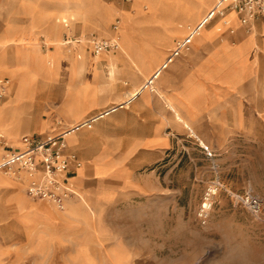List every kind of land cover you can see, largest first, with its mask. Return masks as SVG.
<instances>
[{
	"label": "crops",
	"instance_id": "obj_1",
	"mask_svg": "<svg viewBox=\"0 0 264 264\" xmlns=\"http://www.w3.org/2000/svg\"><path fill=\"white\" fill-rule=\"evenodd\" d=\"M5 1L11 8L6 21H0V65L12 66L6 69L7 77L15 66L24 67L23 74L41 69L45 76H32L25 98H16L17 81L7 89L0 117L13 125L8 136L10 128L0 120V142L9 146L0 149V158L4 151L26 150L32 137L62 136L69 180L90 198L98 215L93 225L105 226L111 202L126 198L114 196L119 185L128 196L157 193V181L150 187L147 175L138 177L136 172L165 159L180 138L220 148L233 139L263 136L264 17L252 23L250 31L236 13L215 18L188 51L167 63L218 0H133L128 9L103 0H0V9ZM68 18L74 22L65 29L59 22ZM117 18L121 22L115 30ZM78 26L102 35L80 36L75 33ZM65 35L80 39L67 44ZM42 40L46 52L38 47ZM92 40L114 42L117 48L96 55ZM57 119L69 125L62 127ZM94 119H102L94 132L80 128ZM105 129L108 135L99 138L96 147L86 146L87 139ZM118 170L124 180L114 176ZM24 186L15 180L0 184V252H9L20 228L29 236L30 252H36L32 232L40 225L59 233L48 238L42 252H69V246L70 252H77L87 234L82 202L73 195L68 212L58 215L44 205L47 202L26 197ZM98 192L102 195L94 206ZM8 220L11 236L4 232L3 221ZM108 237L91 238L90 252H104L101 241ZM115 246L116 241L106 252Z\"/></svg>",
	"mask_w": 264,
	"mask_h": 264
},
{
	"label": "rangeland",
	"instance_id": "obj_2",
	"mask_svg": "<svg viewBox=\"0 0 264 264\" xmlns=\"http://www.w3.org/2000/svg\"><path fill=\"white\" fill-rule=\"evenodd\" d=\"M103 1L121 9L129 8L128 3L122 0ZM3 7L0 9V21L5 22L11 2L5 1ZM40 20L45 21L43 17ZM116 22L115 30L121 20L115 19L112 25ZM87 25L90 28V19H87ZM92 32L102 35L99 30L82 29L81 26L75 29V33L80 36ZM61 37L63 40V33ZM38 45L43 52L47 51L44 40ZM90 45L94 48L92 42ZM11 67L0 65V82L3 79L9 80V89L17 81L16 98L26 97L32 76H45L41 69H32V74H23L24 67L15 66L12 76L7 77L9 74L6 69ZM7 96L0 99V107L6 102ZM0 120L3 126L10 128L7 133L9 136L12 120L4 116ZM57 121L62 127L69 125L63 119ZM100 121L102 119L91 128H84V132H94ZM106 134V129L99 130L87 139L86 146L96 147L98 139ZM35 139L39 140L40 137H32L30 141ZM9 142L11 144V140ZM5 147L9 146L0 142V149L4 150ZM10 148H13V144ZM7 155L4 151L0 160ZM136 174L138 177L147 175L150 187L155 186L157 181L160 185L158 192L149 193L146 197L133 194L128 196L123 184L115 187L114 196L126 198L123 201L120 199L119 203L115 200L111 202L105 211V226L93 225L99 218L96 210L92 209L90 198L73 187V180H69V188L82 202L86 216L84 229L87 234L79 241L77 252H70V246L69 252H60V249L56 252H42L48 238L59 235L54 229L43 225L37 226L32 232L35 239L32 250L36 252H30L29 236L26 230L20 228L19 240L9 243V252H0V264H264V134L259 139H233L220 148H204L190 137L180 138L179 144L174 145L165 159L138 169ZM5 176H2L4 182H25V195L28 197L27 189L32 179L27 174L22 177L20 174ZM114 176L120 180L125 178L120 170ZM212 183H219L222 188L215 198L209 224L202 227L196 215L204 193ZM101 195V192L95 194L94 206H98L97 201ZM247 196L262 201L260 217L254 216L245 205ZM69 201L63 208L49 202L44 205L53 213L61 215L68 212ZM3 226L4 232L11 236L10 221H3ZM96 234L109 236L108 240L101 241L104 252H90L91 238ZM115 241L116 246L106 252Z\"/></svg>",
	"mask_w": 264,
	"mask_h": 264
},
{
	"label": "built area",
	"instance_id": "obj_3",
	"mask_svg": "<svg viewBox=\"0 0 264 264\" xmlns=\"http://www.w3.org/2000/svg\"><path fill=\"white\" fill-rule=\"evenodd\" d=\"M122 1L128 4L133 2V0ZM232 12L240 17L241 25L250 31L251 24L264 17V0H218L206 18L190 31L187 39L177 44L167 63H171L182 52L188 51L192 40L199 36L207 23L215 18H224L227 13ZM73 22V18H68L61 20L59 23L65 29H70ZM65 40L67 44H72L77 41V38L67 36ZM92 44L96 55L112 52L117 48L114 42L108 41L92 40ZM156 77L157 75L147 82L145 89L152 86ZM9 83V81L0 82V99L6 96L5 91ZM96 122L95 119L88 121L80 128H91ZM76 130L79 131V127ZM55 144H59V148L56 150L53 148ZM64 152L65 145L62 136L31 140L26 150L22 152L11 151L0 160V173L19 176L21 172H25L32 179L27 189V196L30 199L43 200L55 207L63 206L73 196V192L69 188L70 168L67 161L64 160ZM72 159L76 163V168H80L81 164L77 158L73 156ZM221 188L219 183H212L204 193L196 215V219L202 227L209 224L215 206V198ZM244 201L254 216L260 217L262 215L263 203L260 199L247 196Z\"/></svg>",
	"mask_w": 264,
	"mask_h": 264
},
{
	"label": "bare ground",
	"instance_id": "obj_4",
	"mask_svg": "<svg viewBox=\"0 0 264 264\" xmlns=\"http://www.w3.org/2000/svg\"><path fill=\"white\" fill-rule=\"evenodd\" d=\"M188 13V12H187ZM192 13V12H191ZM188 15V14H187ZM189 16V15H188ZM181 19V18H180ZM190 21V20H189ZM4 48V47H3ZM11 83V82H10ZM24 92H26V91H24ZM16 93V92H15ZM140 95V94H139ZM12 124V123H11ZM50 138H52V137H50ZM64 145H65V143H64ZM65 147H66V145H65ZM54 150H56V149H58L59 148V144H55L54 145ZM3 159V158H2ZM24 174H26L25 172H21L20 173V176L22 177ZM6 174H4V173H0V184H5V182L3 181V179H2V176H4V177H6L5 176ZM9 178H12L11 176H9V175H7ZM70 200V199H69ZM69 200H67V201H69ZM67 201L65 202V203H67ZM65 203H64V205H65ZM64 205L63 206H59V208H63L64 207Z\"/></svg>",
	"mask_w": 264,
	"mask_h": 264
}]
</instances>
